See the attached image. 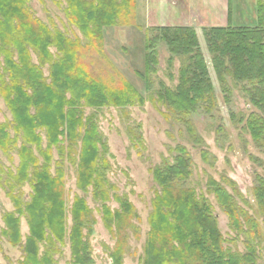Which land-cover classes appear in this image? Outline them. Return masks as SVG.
Wrapping results in <instances>:
<instances>
[{
	"label": "rangeland",
	"instance_id": "obj_1",
	"mask_svg": "<svg viewBox=\"0 0 264 264\" xmlns=\"http://www.w3.org/2000/svg\"><path fill=\"white\" fill-rule=\"evenodd\" d=\"M26 1L24 14H18V18L15 15L9 17L13 32L18 29L16 25L21 18L25 27H32V31H37L41 26L43 29L47 28L46 32L51 37L57 31L71 44L78 41L83 50L79 61L84 68L88 67L95 80H102L106 86L115 88L120 81H126L144 100L142 102L134 99L133 104L123 108L104 106L94 109L82 103L79 111L83 116L82 128H77L76 140L74 143L69 142L65 133L58 146L52 148L51 161L44 163V166L48 168L51 177L59 169L63 172L61 210L65 234L62 243H59L44 229L43 239L36 242L39 252L37 264H51V261L52 264H75L70 250L75 199L83 200L90 212L89 233L87 230L83 231L90 248L89 263L113 264L111 254L115 251L120 264H144L145 249L151 231L150 217L154 212L153 202L156 196L162 195L161 187L164 186L171 193L167 198L177 196L183 201V191H190L191 197H202L211 208L213 219L215 218L223 250L226 253L243 254L246 252L245 243L248 242L255 250V264H264V213L260 211L254 194L255 189L264 185L259 184L264 181V137L258 142L253 140L248 124L251 115L259 114L258 111L249 103L242 84H237L227 74H224L223 80L219 78L212 63V54L207 50L203 30L227 26L226 22L211 25L215 24L212 14L216 13V8L202 6L208 0H165V4H173L178 9L170 11L160 5V2L152 0L148 10L143 11L144 0H136L135 11L123 17L118 14L113 27L102 28V41L96 42V48H92L84 33L70 22L67 0ZM214 2L217 1L210 0L207 3ZM222 4L225 9L227 1L222 0ZM255 9L256 0H231L230 26L254 27ZM177 12L181 18L179 26L190 28L196 36L197 50L200 52L207 80L213 89L209 103H197L194 106L195 111L188 114L172 108L168 98L169 92H174L181 84L182 69L192 68L191 71H196L197 64L192 57L172 54L168 44L160 40L152 55V59L156 56V61L152 62L153 71L149 74L150 90H145L144 82L136 75L143 71L144 40L147 35H154L151 29L155 27L150 26L154 21H150L148 16H155L156 23L159 24L157 28H161L167 27L165 25L169 20L177 24ZM209 17L212 18L210 22L207 21ZM2 22L0 18V48L7 42L4 37L9 29L1 25ZM126 23L127 26H124ZM20 35H23L22 30ZM10 47V52H14L15 49ZM25 48L28 50L30 64L41 70L46 85L51 84V65L40 60L35 48ZM48 52L52 61L62 57L54 48L49 47ZM12 60L17 62L16 53ZM9 74L4 57L0 56V127H6L5 132L10 140L6 152L0 150V264H21L27 258L24 245L29 236L28 222L31 221L26 206L33 201L35 174L41 172L43 162L36 148L24 142L21 129L17 132L14 117L3 97L2 89L12 82ZM224 83L228 88L226 92L222 90ZM19 84L21 90L27 87L24 81L19 80ZM65 96L67 100L71 99L69 94ZM68 110L66 107L65 112ZM29 113L34 115V109L30 108ZM88 118H93L97 128L98 140L94 147L98 155V181L101 192L106 194L105 198L95 199L92 185L81 190L76 184L82 139ZM36 134L41 137V148L45 151V128L39 127ZM23 146L34 153L36 167L34 164L23 167L24 161L19 155ZM58 148L64 149L63 157L57 153ZM181 158L189 160L188 173L184 169L181 178L164 184L169 180L166 178L169 169L177 164L180 166L178 159ZM156 172L161 173L163 185L155 179ZM210 180L219 183L230 201L233 200L238 220L241 222V231L231 226L225 210L217 203L208 186ZM115 198L129 204L130 214H123ZM189 208L192 210L191 204ZM164 211L167 212L166 209ZM105 213L112 217L107 226L104 223ZM116 213L123 214L119 225L113 219ZM7 215L19 222L20 242L15 244H12V238L6 236L8 229L4 218ZM245 216L256 223L257 236L249 230L251 225ZM193 217L187 216L190 223L196 222L194 215ZM174 222L177 223L174 216L173 219H166V225H162L159 236L168 255L171 254L169 248L172 250L174 246L176 249L177 256L171 255L174 261L171 264H201L200 254H196L194 247L189 246L191 238H195L194 230L190 234L182 230L183 240L178 243L170 234L173 231L170 226H176ZM54 250L58 252L55 253ZM46 254L48 257L44 256Z\"/></svg>",
	"mask_w": 264,
	"mask_h": 264
},
{
	"label": "trees",
	"instance_id": "obj_2",
	"mask_svg": "<svg viewBox=\"0 0 264 264\" xmlns=\"http://www.w3.org/2000/svg\"><path fill=\"white\" fill-rule=\"evenodd\" d=\"M26 2V0H0V18L3 20L1 25L9 28L4 37L7 42L0 48V56L4 57L12 81L8 86H4L2 93L14 117L16 130L18 132L21 129L24 142L36 148L43 162L41 172L35 174L33 201L26 206L31 221L28 222L29 236L24 245L27 258L21 263L37 264L39 252L36 242L43 239L44 229L48 230L59 243H62L65 234L61 210L63 172L59 169L55 176L51 177L48 174V168L44 166V163L51 161L52 148L58 146L60 138L65 133L69 142L74 143L77 137V128H82L83 116L79 112L82 103L94 109L104 106L123 108L133 104L134 99L142 102L144 100L137 90L126 81H120L115 88L106 86L102 80H95L88 71V67L84 68L83 63L79 61V55L83 50L78 41L71 44L57 31L51 37L46 32L47 28L43 29L41 26L37 31H32V27H25L21 18H19V24L16 25L18 29L13 32L10 28L9 17L15 15L18 18V14H24L23 8H25ZM135 2L136 0H67V7H69L70 22L84 33L89 46L96 48L94 45L102 41V28L113 27L117 16L123 17L131 11H135ZM230 13L231 0H228V19H230ZM255 19L256 24L252 28H235L228 23L226 27L204 29L203 36L207 50L212 54V63L219 78L223 80L224 74H227L228 77H232L234 82L242 84V90L249 103L258 111L259 114L251 115L248 124L253 140L258 142L264 137V0H256ZM124 26H127V23ZM20 28L23 32L22 36ZM153 31L154 35L152 37L147 35L144 40L143 71L136 73L138 78L144 82L145 90H150L149 74L153 71L152 62L156 61V56L152 59V55L156 52L155 45L161 40L168 44L172 54L192 57L197 64L196 71H191L192 68L181 70V84L174 92L168 91L170 106L180 113L188 114L195 111L194 106L197 103L208 104L213 96V89L207 80L202 58L197 50L194 32L185 27H155L151 29V32ZM10 46L15 49L14 52H10ZM25 46L35 48L39 53L40 60L51 65V84L46 85L41 70L30 64L28 50ZM49 47L54 48L62 57L52 61L51 54L48 52ZM14 53L17 56L16 63L12 60ZM226 63L227 67H225ZM19 80L24 81L27 87L21 90ZM222 90L224 92L228 90L225 83L222 85ZM29 92H31L30 95ZM66 94L70 95V100H67ZM66 107L69 108L67 113L65 112ZM30 108L34 109L32 116L29 113ZM39 127L46 130L47 146L45 151L41 148V137L36 134ZM5 129V126L0 127V150L3 152H6L10 144ZM96 140H98L96 125L93 118H88L82 139L76 184L81 190L92 185L95 199L106 196L101 192V185L98 181L99 172L96 164L98 155L97 149L94 147ZM57 153L63 157L64 149L58 148ZM19 155L24 161L23 167H26L27 164H34L36 167V157L32 150L23 146ZM69 158H72L71 155ZM178 162L181 163L180 166L177 164L169 169V173L166 174V178L168 177L169 180L164 184L181 178L184 169L185 173H188L189 160L185 161L181 158L178 159ZM171 174L173 175L171 176ZM155 179L160 185H163L164 179H162L161 173L156 172ZM16 182L19 183V181ZM259 184H264V181H260ZM208 186L217 203L228 215L232 223L231 226L235 230L241 231V222L240 219L238 220L233 200L230 201L219 183L210 180ZM164 187H161L162 195L156 196L153 202L154 212L150 217L151 231L145 249L144 264H171L174 262L171 255L177 256L175 247L172 246V250H170L171 248L166 244V248H169L171 253L168 255L164 250L165 247L161 244L162 238L159 237L162 225H166V219L170 217L173 219V216L178 224L174 222L176 225L174 227L169 225L173 229L170 232L171 238L177 239L180 243L184 236L182 230L188 234L194 230L195 238H191L189 246H193L194 252L200 254L201 264H255V250L248 242L245 243L246 252L243 254L226 253L223 250L215 218L213 219L210 214L211 208L206 205V201L202 197H191L190 191H183L185 195L183 201L177 196L167 198V195H171V193ZM254 194L260 211L264 213V185L255 189ZM115 201L120 204L124 215L130 214L129 204L125 201L121 202L119 198H115ZM189 204H191L192 210L189 208ZM89 213L84 201L75 199L72 208L73 225L70 230V250L75 264H91L88 261L90 248L86 236L83 234L84 230L89 233ZM123 214L116 213L113 218L118 222V225ZM10 215L4 218L8 229L6 236L12 238L14 240L12 244H15L20 242L19 222L13 217L10 218ZM188 215H192V217L194 215L196 222L190 223L187 219ZM105 217L104 223L107 226L112 217L106 213ZM245 219L251 225L249 230L257 236L256 223L251 222V219L246 216ZM108 229L110 228L108 227ZM54 252L57 253L58 250H54ZM44 256L48 257L47 254ZM111 256L113 264H120L115 251ZM44 259L46 258L44 257Z\"/></svg>",
	"mask_w": 264,
	"mask_h": 264
},
{
	"label": "crops",
	"instance_id": "obj_3",
	"mask_svg": "<svg viewBox=\"0 0 264 264\" xmlns=\"http://www.w3.org/2000/svg\"><path fill=\"white\" fill-rule=\"evenodd\" d=\"M155 1L156 2H160V5H162L164 8H167L170 11H172V9H174V8L176 10H178L176 6H173V4H170V5L165 4V2H164L165 0H155ZM208 1H210V0H208ZM216 1L217 2L211 3L212 5L208 4L207 2H206V4L204 3L202 5V6H205L206 8L210 7V6H213L214 8H216V13L212 14L213 22H215V24H211V25H218V24H222L224 22H226V25H228V23H229V19H228V0H226L227 1V7L225 5V9H223L224 5L222 4V0H216ZM151 3H152V0H144L143 1V11L148 10V7H150ZM135 7H136V2H135ZM176 15L179 17V21L177 22V24H175L176 22H173V20L172 21L169 20L165 26H167V27H180L179 25L181 24V18L179 16L178 12H177ZM222 18H225V19L223 20ZM148 19H150V21H154V22H151V25H150L151 27L159 26V24L157 25V23H156L155 16H152L150 18L148 16ZM207 21L208 22L212 21V18L210 19V17H209V19H207ZM150 26H145V27H150Z\"/></svg>",
	"mask_w": 264,
	"mask_h": 264
}]
</instances>
